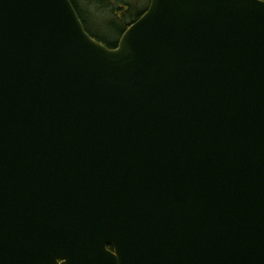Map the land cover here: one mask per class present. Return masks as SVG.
I'll return each mask as SVG.
<instances>
[{
	"label": "water",
	"instance_id": "1",
	"mask_svg": "<svg viewBox=\"0 0 264 264\" xmlns=\"http://www.w3.org/2000/svg\"><path fill=\"white\" fill-rule=\"evenodd\" d=\"M0 264H264V1L0 0Z\"/></svg>",
	"mask_w": 264,
	"mask_h": 264
},
{
	"label": "trees",
	"instance_id": "2",
	"mask_svg": "<svg viewBox=\"0 0 264 264\" xmlns=\"http://www.w3.org/2000/svg\"><path fill=\"white\" fill-rule=\"evenodd\" d=\"M71 1L89 34L110 49H114L117 47V39L118 37L122 36V34L127 30L129 26L128 23L138 20L143 13V11L134 13V9L131 6L129 7L130 9H128L129 11L121 10L119 8L120 3H118L120 2V0H85L86 5L83 10H81V5L77 0ZM94 11H97L98 14H102L100 11H107L111 14L110 19L104 17L105 19L102 23L107 24L106 28L109 29L113 34H117V39L115 41L101 37L91 31L90 25L103 19V16H97V14H94ZM119 15L121 18L120 20L118 19Z\"/></svg>",
	"mask_w": 264,
	"mask_h": 264
},
{
	"label": "rangeland",
	"instance_id": "3",
	"mask_svg": "<svg viewBox=\"0 0 264 264\" xmlns=\"http://www.w3.org/2000/svg\"><path fill=\"white\" fill-rule=\"evenodd\" d=\"M77 1L81 5L80 6L81 10H83L86 5L85 0H77ZM118 3L131 5V7L134 9V13H138L144 10V8L147 5V0H120V2ZM100 12L102 14H98L97 11H94V14H97V16H103V19H101V21L99 22H94L92 25H90L91 30H93L96 34H98L101 37L115 41L117 39V34L116 33L113 34L109 29L106 28L107 24L102 23L105 19L104 17L110 19L111 14L107 11H100Z\"/></svg>",
	"mask_w": 264,
	"mask_h": 264
},
{
	"label": "flooded vegetation",
	"instance_id": "4",
	"mask_svg": "<svg viewBox=\"0 0 264 264\" xmlns=\"http://www.w3.org/2000/svg\"><path fill=\"white\" fill-rule=\"evenodd\" d=\"M131 5H128V4H120L119 5V8L121 9V10H124V11H127L128 9H130L129 7H130ZM124 7V8H123ZM129 11V10H128ZM118 19L120 20L121 18H120V15L118 16ZM129 24V23H128ZM119 42V41H118Z\"/></svg>",
	"mask_w": 264,
	"mask_h": 264
}]
</instances>
